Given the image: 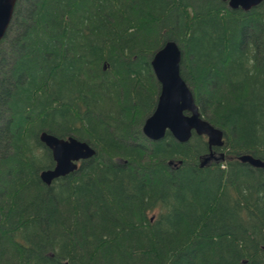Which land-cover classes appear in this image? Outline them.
<instances>
[{
  "label": "trees",
  "instance_id": "1",
  "mask_svg": "<svg viewBox=\"0 0 264 264\" xmlns=\"http://www.w3.org/2000/svg\"><path fill=\"white\" fill-rule=\"evenodd\" d=\"M167 42L205 137L142 126ZM45 132L96 154L46 186ZM264 1L18 0L0 42V264H264Z\"/></svg>",
  "mask_w": 264,
  "mask_h": 264
},
{
  "label": "water",
  "instance_id": "2",
  "mask_svg": "<svg viewBox=\"0 0 264 264\" xmlns=\"http://www.w3.org/2000/svg\"><path fill=\"white\" fill-rule=\"evenodd\" d=\"M18 0H0V40L10 24ZM231 10L248 12L264 0H222ZM181 51L175 42H167L152 57L153 74L160 86L157 103L152 114L142 126V134L150 141L164 138L166 132L179 143H186L194 132L206 138L209 154L201 161L205 166L214 157L212 148L224 145L222 130L201 117L194 95L180 75ZM39 141L50 151L54 167L40 172L39 178L50 186L53 181L75 172L81 162L92 158L96 152L86 142L69 137L58 138L42 132ZM222 157L223 155L220 154ZM239 161L251 167L264 169V161L246 154Z\"/></svg>",
  "mask_w": 264,
  "mask_h": 264
},
{
  "label": "bare ground",
  "instance_id": "3",
  "mask_svg": "<svg viewBox=\"0 0 264 264\" xmlns=\"http://www.w3.org/2000/svg\"><path fill=\"white\" fill-rule=\"evenodd\" d=\"M18 2V1H17ZM17 4V3H16ZM15 7H16V5H15ZM14 10H15V8H14ZM13 14H14V12H13ZM13 17V16H12ZM12 20V19H11ZM10 23H11V21H10ZM9 27V26H8ZM8 29V28H7ZM7 32V31H6ZM6 32L4 33V35H3V37L1 38V40H3L4 39V37L6 36ZM1 40H0V42H1Z\"/></svg>",
  "mask_w": 264,
  "mask_h": 264
},
{
  "label": "rangeland",
  "instance_id": "4",
  "mask_svg": "<svg viewBox=\"0 0 264 264\" xmlns=\"http://www.w3.org/2000/svg\"><path fill=\"white\" fill-rule=\"evenodd\" d=\"M219 153H220V151H217V153H216V156H217V157H218Z\"/></svg>",
  "mask_w": 264,
  "mask_h": 264
}]
</instances>
